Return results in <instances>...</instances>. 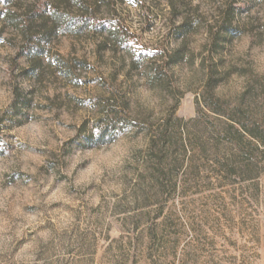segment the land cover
Listing matches in <instances>:
<instances>
[{
  "label": "rangeland",
  "instance_id": "obj_1",
  "mask_svg": "<svg viewBox=\"0 0 264 264\" xmlns=\"http://www.w3.org/2000/svg\"><path fill=\"white\" fill-rule=\"evenodd\" d=\"M189 3L0 0V43L10 40L23 46L25 23L33 26V35H42L43 26L54 27L42 60L28 59L31 67L18 79L30 80L37 73L41 84L56 88L45 107L82 114L85 121L78 136L66 144L65 155L110 140H98L91 132L98 134L108 115L131 121L124 128L149 140L128 181L129 196L109 206L106 219L102 209L85 213L84 225L69 238L64 264H264V100L257 102V92L250 89L235 108L218 101L213 88L223 78L210 63L205 70L211 67L212 87L205 80L193 91L178 89L171 67L184 62L187 49L167 59L161 48L144 42L143 31L135 26L138 13L153 19L173 14L175 19L189 10ZM243 3L229 6L213 54L223 52L241 31L233 21L256 6V0ZM37 11L53 16L43 25ZM58 15L67 23L92 18L99 27L59 32L54 24ZM154 26L150 21L144 31ZM115 28L123 31L127 43ZM193 31L188 19L168 40L178 41ZM257 38L264 39V33L257 32ZM146 77L167 97L159 116L136 115L129 109L128 94ZM260 88L264 84L257 91ZM34 95L35 89L25 93L17 87L12 112L0 119V158L10 154L11 130L28 121ZM22 179L28 181L15 175L16 181Z\"/></svg>",
  "mask_w": 264,
  "mask_h": 264
},
{
  "label": "clouds",
  "instance_id": "obj_2",
  "mask_svg": "<svg viewBox=\"0 0 264 264\" xmlns=\"http://www.w3.org/2000/svg\"><path fill=\"white\" fill-rule=\"evenodd\" d=\"M230 5L243 7L244 3L190 0L189 10L175 19L173 14L153 19L138 13L134 22L143 31L144 42L161 48L167 59L187 49L184 62L171 67L178 89L193 91L209 80L211 67L205 70V65L210 63L223 78L213 88V95L235 108L250 89L257 92V102L264 100V88L257 91L264 84V39L257 38V32L264 33V0H256L251 11L233 21L241 31L223 52L213 54L215 36ZM188 19L194 31L170 42L169 33ZM150 21L155 26L146 32ZM22 48L17 41L0 43V119L12 112L17 87L25 93L35 89L28 121L11 130L10 154L0 158V264H64L71 247L69 238L84 225L85 213L102 209L106 219L107 208L129 196L128 181L149 140L135 129L123 128L104 143L65 155L66 144L78 136L85 120L80 112L45 107L56 88L41 84L37 73L30 80L18 79L31 67L30 60L23 57L14 67ZM128 103L133 114L159 116L167 97L146 77L130 91ZM91 132L99 136L94 129ZM17 173L28 181H16Z\"/></svg>",
  "mask_w": 264,
  "mask_h": 264
},
{
  "label": "trees",
  "instance_id": "obj_3",
  "mask_svg": "<svg viewBox=\"0 0 264 264\" xmlns=\"http://www.w3.org/2000/svg\"><path fill=\"white\" fill-rule=\"evenodd\" d=\"M5 1L7 2V0ZM38 12L39 11H37V14H41ZM41 16L43 17L41 24L46 25L48 18L49 17L51 18V16L53 15H51L50 13V16L47 14H41ZM61 18H62L61 15H58L57 17L54 16V24L58 28V31L63 33L71 32L73 30V27L75 26L79 27L81 31L85 30L89 26H93L95 28L99 27V24L96 23V21H94L92 18L85 19L83 17H77L73 19L72 23L63 22ZM32 28L33 26L30 23H25V25H23V29H21L24 44L22 46L23 48L21 52L18 54V58L23 57L27 59H33L35 60V62H40V60H42L43 55L45 54L44 45L45 43H47L49 37L53 33L54 27L43 26L42 35L31 34L30 30ZM113 30H115L117 34L121 35L120 38L124 40L123 41L124 43H127V37L123 34V31H121L120 28H115ZM139 58H142V56H140ZM208 86L212 87L211 80H209ZM129 125H132L131 121L128 120L123 121V119H120L116 115H108L103 125H101V128L98 129L99 136L97 137V139L102 141L105 138L111 139L115 132ZM244 130L246 131L247 129L245 128ZM248 132L251 134V136L255 138L258 137V134L255 133V131H248Z\"/></svg>",
  "mask_w": 264,
  "mask_h": 264
}]
</instances>
